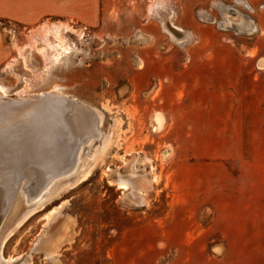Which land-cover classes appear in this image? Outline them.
I'll use <instances>...</instances> for the list:
<instances>
[{"label":"rangeland","instance_id":"obj_1","mask_svg":"<svg viewBox=\"0 0 264 264\" xmlns=\"http://www.w3.org/2000/svg\"><path fill=\"white\" fill-rule=\"evenodd\" d=\"M157 1L103 0L94 27L4 24L0 118L51 93L85 105L94 131L51 178L0 165V264H264V73L242 62L251 38L204 20V41L181 40ZM53 25L65 52L44 38ZM2 140L11 166L23 140Z\"/></svg>","mask_w":264,"mask_h":264},{"label":"crops","instance_id":"obj_2","mask_svg":"<svg viewBox=\"0 0 264 264\" xmlns=\"http://www.w3.org/2000/svg\"><path fill=\"white\" fill-rule=\"evenodd\" d=\"M163 1L169 20L184 35L181 40L190 38L197 42L204 41L201 37V24L204 20H208L212 26L220 27L228 37L232 34L250 36L253 57L242 62L244 65L252 63L260 73H264V0ZM102 2L103 0H0V66L11 54V47L4 39V31L7 30L5 23L32 29L45 20H72L83 26L94 27L101 19ZM160 2L158 0L154 3ZM261 97L264 98V94Z\"/></svg>","mask_w":264,"mask_h":264},{"label":"bare ground","instance_id":"obj_3","mask_svg":"<svg viewBox=\"0 0 264 264\" xmlns=\"http://www.w3.org/2000/svg\"><path fill=\"white\" fill-rule=\"evenodd\" d=\"M151 12L154 16L160 17L162 13L168 18L165 5L162 2L157 3ZM238 16L239 15H237V17ZM60 28L61 27L58 25H53L51 28L46 29L44 38L46 39L50 33L54 34L59 40V44L55 46L49 45V49L59 48L61 51L65 52L67 48L63 45V40L60 37ZM27 100L28 99H20V101L23 102ZM64 101L65 100L55 98L51 93H44L35 96L33 100L30 99V101L24 104H19L22 102L14 101L13 103L9 102L11 103L9 105L3 106L6 110L10 111V115L7 118H0V155L3 158L0 165L1 171H5L2 174H31L33 169L36 170V168H38V171H40L39 174H50L51 178L53 174H61L70 170L71 167H73L74 161L79 162L77 160L79 159L78 151L81 146L86 143L88 138L92 136L91 133L94 131L92 130L93 125H91V115L93 113H89L85 108L86 106L80 105L77 101H70L71 108H66ZM36 106L43 107L45 111H42V113L36 112ZM68 110L73 114L71 118H65L64 113ZM11 117L19 119L20 122L18 124H15L17 122L11 123ZM35 117L37 119H34ZM162 122L163 119L159 115H155L153 117L154 129L160 128ZM13 126L18 129L15 131L13 129L11 130ZM16 131H19V135ZM3 137H6L9 141L15 140V145L20 144L23 140L19 148L15 149L13 147V153L15 155L12 162L14 164L11 166L6 165V161L11 158L6 157L5 159V157H3L5 152L3 146L6 142L5 140L3 142ZM67 139L69 141H66ZM11 149L12 148H10V151ZM44 178L48 179V177ZM42 180L44 181L46 179ZM125 185L123 183L120 186L124 188ZM3 190V188H0V224L2 223L1 220L5 214L6 208L9 206L6 198L7 192ZM30 201H32V199ZM16 202L13 208L17 206ZM18 206H20V204ZM20 222L21 221H19V224Z\"/></svg>","mask_w":264,"mask_h":264},{"label":"water","instance_id":"obj_4","mask_svg":"<svg viewBox=\"0 0 264 264\" xmlns=\"http://www.w3.org/2000/svg\"><path fill=\"white\" fill-rule=\"evenodd\" d=\"M54 97L57 98V99H59V100H65V101H64V105H65V107H66V108H71V103H70L71 100H68V99H66V98H64V97H62V96H59V95H54ZM35 101H36V100H35ZM35 101H33V102H35ZM24 103H26V102H22V103H19V104H24ZM80 105H81V104H80ZM82 106H83V105H82ZM84 107H85V106H84ZM85 108H86V110H87L89 113L92 114V112H91L87 107H85ZM64 115H65V118H71V117L73 116V114H72L71 111H69V110L66 111V112L64 113ZM92 115H93V114H92ZM93 116H94V115H93ZM32 118H33V117H32ZM34 119H37V118L35 117ZM12 122H14V123L17 122V123H15V124H18V123L20 122V120L17 119V118L14 119L13 117H11V123H12ZM91 137H92V136H91ZM91 137H90V138H91ZM90 138H89V139H90ZM89 139L86 141V143L89 141ZM86 143H84L83 145H85ZM83 145H82V146H83ZM82 146H81V148H82ZM80 151H81V149H80ZM79 156H80V155H79ZM78 160H79V159H78ZM76 164H77V163H76ZM74 166H75V165H74ZM74 166H73V167H74ZM73 167H72V168H73ZM52 179H53V178H52ZM52 179H51V180H52ZM51 180H50V181H51ZM50 181H48V182H50Z\"/></svg>","mask_w":264,"mask_h":264}]
</instances>
